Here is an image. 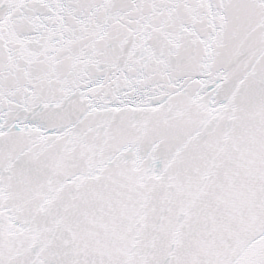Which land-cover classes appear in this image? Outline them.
<instances>
[{"label":"snow or ice","instance_id":"obj_1","mask_svg":"<svg viewBox=\"0 0 264 264\" xmlns=\"http://www.w3.org/2000/svg\"><path fill=\"white\" fill-rule=\"evenodd\" d=\"M0 264H264V0H0Z\"/></svg>","mask_w":264,"mask_h":264}]
</instances>
